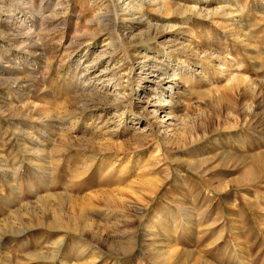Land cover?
<instances>
[{
  "label": "rangeland",
  "instance_id": "obj_1",
  "mask_svg": "<svg viewBox=\"0 0 264 264\" xmlns=\"http://www.w3.org/2000/svg\"><path fill=\"white\" fill-rule=\"evenodd\" d=\"M0 264H264V0H0Z\"/></svg>",
  "mask_w": 264,
  "mask_h": 264
}]
</instances>
